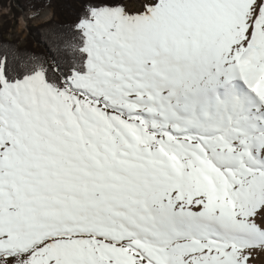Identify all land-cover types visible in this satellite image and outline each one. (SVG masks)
<instances>
[{
    "label": "snow or ice",
    "instance_id": "1",
    "mask_svg": "<svg viewBox=\"0 0 264 264\" xmlns=\"http://www.w3.org/2000/svg\"><path fill=\"white\" fill-rule=\"evenodd\" d=\"M44 27L0 42V264H264V0Z\"/></svg>",
    "mask_w": 264,
    "mask_h": 264
},
{
    "label": "trees",
    "instance_id": "2",
    "mask_svg": "<svg viewBox=\"0 0 264 264\" xmlns=\"http://www.w3.org/2000/svg\"><path fill=\"white\" fill-rule=\"evenodd\" d=\"M10 3L13 22L22 14V12L33 11L40 12L44 8L50 7L53 10V16L49 21L34 26L30 21V31L27 32L26 38L22 44L19 39L7 38L8 30L13 26L11 20H5L0 25V42H15L21 49L27 48L30 51L42 52V41L44 39L45 25H68L71 24L79 11L81 0H0L2 7Z\"/></svg>",
    "mask_w": 264,
    "mask_h": 264
},
{
    "label": "rangeland",
    "instance_id": "3",
    "mask_svg": "<svg viewBox=\"0 0 264 264\" xmlns=\"http://www.w3.org/2000/svg\"><path fill=\"white\" fill-rule=\"evenodd\" d=\"M34 14H35V18H32L34 17ZM26 15L31 18L30 21L32 22V24H34V26H37L46 21H49L53 16V10L51 7H46L40 12H33V11L22 12V14L17 18V20L13 22L14 19L12 17V12L10 10V3H8L6 7H2L0 4V25L1 23H4V21L7 19L12 21L11 24L13 23V26L10 27V29L8 30L7 38H11V39L18 38L20 41V43L18 44L23 43L28 32L24 30V24L21 25L23 23L22 18ZM18 29H19V35H17Z\"/></svg>",
    "mask_w": 264,
    "mask_h": 264
},
{
    "label": "bare ground",
    "instance_id": "4",
    "mask_svg": "<svg viewBox=\"0 0 264 264\" xmlns=\"http://www.w3.org/2000/svg\"><path fill=\"white\" fill-rule=\"evenodd\" d=\"M22 22H23V21H22ZM21 25H23V23H22Z\"/></svg>",
    "mask_w": 264,
    "mask_h": 264
}]
</instances>
